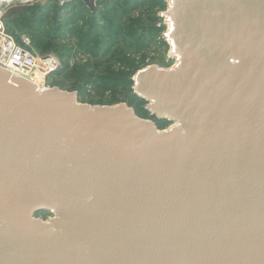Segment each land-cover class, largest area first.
Here are the masks:
<instances>
[{
    "label": "water",
    "instance_id": "water-1",
    "mask_svg": "<svg viewBox=\"0 0 264 264\" xmlns=\"http://www.w3.org/2000/svg\"><path fill=\"white\" fill-rule=\"evenodd\" d=\"M166 1L149 119L0 68V264H264V0Z\"/></svg>",
    "mask_w": 264,
    "mask_h": 264
},
{
    "label": "trees",
    "instance_id": "trees-1",
    "mask_svg": "<svg viewBox=\"0 0 264 264\" xmlns=\"http://www.w3.org/2000/svg\"><path fill=\"white\" fill-rule=\"evenodd\" d=\"M79 3L82 9L76 7L78 2L60 6L55 0H49L43 8L31 5L17 8L11 16L14 30L11 31L8 28L9 33L16 40L20 35H28L31 40L30 51L35 55L39 54L37 56L57 53L64 60L69 55L70 51L67 46L71 42L65 43L60 38L62 32L60 24L62 20H66V24L71 23L72 27L68 30L70 39L75 40L81 49L79 56L84 55L87 58L84 60V65L80 66L75 63L72 68L66 66L65 69L58 70L56 74L62 76L64 81L75 79L77 83L86 85L85 87L91 85L92 90L100 97L106 93L112 95L107 104H104L102 100H91L88 104H119L124 102L121 101L123 99L118 98L117 93L119 92L129 97L126 104L135 110L137 116L149 119L144 110L145 102L133 94L132 78L136 72L146 66L144 64L146 56L143 53L148 43L146 39L150 41L157 39L162 46L168 49L163 39L166 29L163 20L159 17V14L166 10L167 1L96 0L94 13H90L81 2ZM65 7L70 10H65ZM111 7L117 8L118 11L116 9L112 11ZM136 9H143L144 14H135L133 10ZM142 16H146L151 25L145 32V37L137 31V27L142 24ZM61 43L65 45H60ZM90 59L95 63V66L91 68L89 67ZM56 86L63 90L62 84L58 83ZM80 102L85 103L81 99ZM156 125L158 129L163 130L170 123L161 120L157 121Z\"/></svg>",
    "mask_w": 264,
    "mask_h": 264
},
{
    "label": "rangeland",
    "instance_id": "rangeland-1",
    "mask_svg": "<svg viewBox=\"0 0 264 264\" xmlns=\"http://www.w3.org/2000/svg\"><path fill=\"white\" fill-rule=\"evenodd\" d=\"M20 1H22V0H20ZM48 1L49 0H32V2L30 4H31V6H39V7L43 8V6H45V4H47ZM55 1H57L60 6H62L63 4L70 5V3L78 2V4H76L77 5L76 7L82 9L81 4L79 3L80 1H78V0H55ZM108 4H111V3L108 2ZM24 6H28V5L16 6L14 4V5H11L9 7L4 8V11H5L4 17L6 18L5 23H7L8 28L11 29V31L14 30L13 18L11 17L12 14L15 12V10L17 8L24 7ZM115 9H116V11H118L117 8L111 7L112 11H114ZM65 10L69 11L70 8L65 7ZM133 12H135V14H141V15L144 14L143 9H139V10L136 9V10H133ZM66 22H67L66 20H62V22L60 24L61 31H62L60 34V36H61L60 38H62L65 43L68 41L71 42L70 45L67 46V49L70 51L67 59L62 60L60 58L59 54H57V53L56 54L55 53L49 54V55L57 58L60 62L61 68H64V69L66 68V66L68 68H72L75 63L82 66V65H84V60L87 58L84 55L79 56V52H81V49L79 48V46L77 45L75 40L70 39V36H69L70 33H68V30L71 29L72 24L71 23L66 24ZM141 23L142 24H140L139 27L136 26L137 31H138V34H140V35L142 34V37H145V32L148 30V28L151 27L150 20L147 19L146 16H142L141 17ZM163 25L165 26V29H167V25L164 22H163ZM47 27H49L48 24H47ZM25 36L29 37L28 35H25ZM146 36H147V34H146ZM145 41L148 42L145 50L143 51V53L146 56V60L144 62V64L146 65L145 67L151 66V65H157V66L162 67V68H169L174 64L173 61L170 62L167 60V53L169 50V46H168V49L165 48L164 46H162V44H160V42L157 39L151 40V41L149 39H146ZM65 43H61L60 45H65ZM129 45H130V43H129ZM59 47L61 48L62 46H59ZM62 48H64V47H62ZM37 55H39V54H37ZM89 61H90V64H89L90 68H91V66L92 67L95 66V63L93 60L90 59ZM48 82H49V85H51L52 87H55L58 83L62 84L63 90L67 91V92H74V91L77 93L81 92V94L79 93L80 96L78 95V99H79V101H80V99L83 100V102H85L86 104H88V102L91 100H94V101L102 100V101H104V104H107V102L111 99L110 93H106L103 97H100L99 94L95 93L92 90L91 85L85 87L86 85H84L82 83H77V81L75 79H71L69 81H64L63 77L60 75H57L56 73L48 79ZM74 86H75V88H74ZM118 91H120V90H118ZM117 96L120 100L123 99L121 101H124V102H121V103H125V104L127 103L126 100H128L129 97H127L125 94L118 92ZM40 218H43V217H40Z\"/></svg>",
    "mask_w": 264,
    "mask_h": 264
},
{
    "label": "built area",
    "instance_id": "built-area-1",
    "mask_svg": "<svg viewBox=\"0 0 264 264\" xmlns=\"http://www.w3.org/2000/svg\"><path fill=\"white\" fill-rule=\"evenodd\" d=\"M32 0H0V68L35 85L38 91L50 87L48 79L60 68V62L51 55L37 56L30 51L31 40L25 35L19 39L9 33L4 8L11 5H29ZM31 5V4H30ZM37 73V76L35 74ZM31 75V78H29Z\"/></svg>",
    "mask_w": 264,
    "mask_h": 264
},
{
    "label": "flooded vegetation",
    "instance_id": "flooded-vegetation-1",
    "mask_svg": "<svg viewBox=\"0 0 264 264\" xmlns=\"http://www.w3.org/2000/svg\"><path fill=\"white\" fill-rule=\"evenodd\" d=\"M154 121H155V120H154ZM155 122L157 123V121H155ZM43 218H44V219H46V218H47V216H43Z\"/></svg>",
    "mask_w": 264,
    "mask_h": 264
},
{
    "label": "bare ground",
    "instance_id": "bare-ground-1",
    "mask_svg": "<svg viewBox=\"0 0 264 264\" xmlns=\"http://www.w3.org/2000/svg\"><path fill=\"white\" fill-rule=\"evenodd\" d=\"M35 76H37V73L35 74ZM29 78H31V75H30V77Z\"/></svg>",
    "mask_w": 264,
    "mask_h": 264
}]
</instances>
